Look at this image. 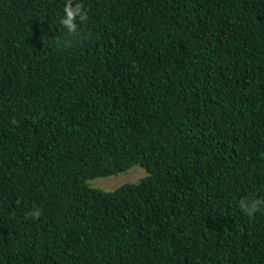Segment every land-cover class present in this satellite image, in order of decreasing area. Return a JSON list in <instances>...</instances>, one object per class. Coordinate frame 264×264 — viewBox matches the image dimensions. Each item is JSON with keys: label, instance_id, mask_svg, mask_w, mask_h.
<instances>
[{"label": "trees", "instance_id": "16d2710c", "mask_svg": "<svg viewBox=\"0 0 264 264\" xmlns=\"http://www.w3.org/2000/svg\"><path fill=\"white\" fill-rule=\"evenodd\" d=\"M65 2L0 0V264H264V0Z\"/></svg>", "mask_w": 264, "mask_h": 264}, {"label": "clouds", "instance_id": "9594fccd", "mask_svg": "<svg viewBox=\"0 0 264 264\" xmlns=\"http://www.w3.org/2000/svg\"><path fill=\"white\" fill-rule=\"evenodd\" d=\"M62 11L60 26L69 37L79 38L81 33L78 22L83 23L88 19V13L85 11L83 3L79 2V0H76V2L74 0H66ZM239 207L243 214L253 217L256 213L264 211V199L243 197L239 201ZM41 214L38 208H33L26 213L25 218L38 219Z\"/></svg>", "mask_w": 264, "mask_h": 264}, {"label": "rangeland", "instance_id": "374dc122", "mask_svg": "<svg viewBox=\"0 0 264 264\" xmlns=\"http://www.w3.org/2000/svg\"><path fill=\"white\" fill-rule=\"evenodd\" d=\"M146 175V172L141 169L140 167H133L131 169H129L127 172L119 174L117 176H113V177H106V178H98L93 180L92 182H94L93 187L95 188H99V189H104V190H110L113 188H109L111 186L123 183V182H128V183H132V182H136L138 180V178L143 177ZM137 179V180H136Z\"/></svg>", "mask_w": 264, "mask_h": 264}]
</instances>
